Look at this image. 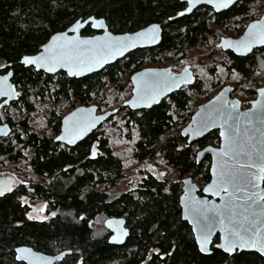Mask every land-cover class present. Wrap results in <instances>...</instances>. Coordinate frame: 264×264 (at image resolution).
I'll return each instance as SVG.
<instances>
[{
	"label": "trees",
	"instance_id": "16d2710c",
	"mask_svg": "<svg viewBox=\"0 0 264 264\" xmlns=\"http://www.w3.org/2000/svg\"><path fill=\"white\" fill-rule=\"evenodd\" d=\"M184 9L180 0H0V61L8 65L0 75L13 69L19 91V100L0 112V122L3 117L13 129L9 137L0 140V169L17 170L31 151L32 176L42 180H31L0 196V264H24L16 260L15 253L22 246L47 255L72 252L58 264H264L257 253L229 256L214 245L211 255L201 254L192 229L181 217L180 179L188 176L209 182V163L198 164L197 152L220 143L216 131L191 145L181 134L198 105L195 98L207 95L203 79L199 77L192 87L150 110L123 107V94L131 87L135 72L167 62L180 67L188 49L220 40L221 29L241 32L256 17L249 19L250 12L264 11V0H239L221 14L202 7L176 19ZM90 17L105 19L114 34L161 24L162 42L156 48L134 51L83 79L69 78L64 72L47 75L21 64L24 56L38 54L54 34ZM96 33L90 26L82 31L84 36ZM223 55L227 56L224 60L217 57L213 61L227 74L242 77L236 92L256 96L264 84V48L244 58L231 52ZM216 71L211 68L212 74ZM110 85L116 94L112 104H120L123 113L126 137L134 151L132 159L144 167L160 158L175 170L174 180L162 183L147 177L144 190L112 197L107 188L126 178V164L114 153L103 126L77 147L69 148L56 143L49 132H37L30 123L39 111L51 133L57 134L67 107L98 105L102 112L109 105L105 93ZM14 113L22 115L17 122ZM94 142L101 151L95 158ZM25 196L32 202H44L49 218L29 220L31 208L21 201ZM112 217L127 221L130 236L122 246L110 243L111 233L104 227V221Z\"/></svg>",
	"mask_w": 264,
	"mask_h": 264
},
{
	"label": "snow or ice",
	"instance_id": "6c2138e0",
	"mask_svg": "<svg viewBox=\"0 0 264 264\" xmlns=\"http://www.w3.org/2000/svg\"><path fill=\"white\" fill-rule=\"evenodd\" d=\"M208 3H213L219 9L229 8L234 5L237 0H207ZM199 0H186L188 5L186 11L191 12L192 8L196 7ZM185 13L180 12L178 15L183 16ZM170 19H172L170 17ZM90 25L93 28L106 27L103 20L96 18H89L84 21H76L74 26L70 29L72 32H78L85 25ZM159 25H152L143 32H138L134 36L111 37L110 34L105 37H95L92 40H83L79 37L68 38L66 33L53 36L51 43L44 46L42 52L36 56H24L21 63L23 65H32L36 69L43 68L46 72L54 73L57 68H66L69 76H78L83 72H91L98 67H103L108 62L111 55L115 53L123 54V52L144 38L150 42H156L159 38ZM264 43V22L253 23L249 26L246 35L238 40H225L222 44L217 45L221 48H233V50L241 52V54L251 51L254 43ZM0 67L7 68L8 65H0ZM11 75V73H9ZM141 79L133 76L131 79L136 84L135 98L129 101L131 107H137V104L143 102L145 106L151 107L153 104L160 103V97L174 87H180L183 83L192 81L191 73L188 69H184V74L181 77H174L170 71L164 73H142ZM147 77V78H144ZM5 80L7 77L4 78ZM261 96L264 97V90H261ZM2 96H19L18 92H9L0 90ZM223 93L217 97V101L221 102L220 106L215 109V113L203 117L200 121V126L196 131L202 132L209 126L215 125L218 121L221 122V127L227 128V135L225 136L226 147L221 151L222 157L234 159L244 156L250 163L239 164L235 167H230L228 161L225 160L212 169L213 175L217 179L211 186L205 189L206 192H213L214 195H219L221 191L227 193V198L222 197L226 202L222 206L210 204L208 201H194L190 206L189 212L196 219L197 222V236L196 241L202 253H209V245L211 237L217 227L224 232L223 243L216 245L217 248L222 249L225 253L233 254L238 250H255L261 255H264V233H261L257 225L258 217L264 214V194L251 191L258 187L257 181L264 179V148H260L258 144H249L248 141L255 139L249 137L247 141L241 144L237 140V133L239 126L235 123L232 112L222 102ZM233 109L235 104L231 106ZM264 109V105H262ZM85 111V110H78ZM88 113L95 112V108L86 110ZM251 117L253 114H244ZM76 114L65 118V124L73 121ZM104 117L92 116L86 122L73 123L71 127L65 129V135H59L57 140H68V143H74L76 138L82 132L94 127L97 123L103 120ZM233 123L229 124L228 121ZM251 122V121H249ZM3 131V130H0ZM3 134L7 135V132ZM187 134V133H185ZM247 149V150H245ZM93 157L96 155L95 145L93 146ZM255 157V159H253ZM259 168V172H248L245 169ZM231 187L232 191H229ZM6 191H12L10 186L0 188V196H4ZM166 191V189H165ZM237 192L243 194L245 200L244 212H236L232 197ZM239 199V197H237ZM23 203H27V198L21 197ZM257 209L259 211H257ZM250 214L252 219L249 220ZM55 215V213H53ZM240 219H237V217ZM29 220L35 219L32 215H28ZM83 219V218H82ZM127 233L122 232L120 236L112 238V242H123L121 237ZM19 253L16 259L20 261H28L29 264H35L33 254L28 248L16 249ZM157 255L159 253L157 252Z\"/></svg>",
	"mask_w": 264,
	"mask_h": 264
},
{
	"label": "water",
	"instance_id": "95a60500",
	"mask_svg": "<svg viewBox=\"0 0 264 264\" xmlns=\"http://www.w3.org/2000/svg\"><path fill=\"white\" fill-rule=\"evenodd\" d=\"M180 1L183 4H186V0H180ZM238 1L239 0H237V2ZM234 5H231L229 8H226V9H219L218 10L214 6L213 3H208L207 0H199V3H197L196 7L192 8L191 12L186 11V9L188 7V5H187V7L182 11L185 14L183 16L178 15L176 17V19L192 15L201 6H208V7H211L212 9H214V11L216 13H222V12H225V11L229 10L230 8H232ZM90 18H96V17H90ZM88 19H86V20H88ZM96 19H98V18H96ZM98 20H103L106 27H104V28H93L90 25L86 24L78 32H72V31H70V29L74 26V24H75L74 23L66 31L58 32V33L54 34L53 36L60 35L61 33H66L68 38L79 37L80 39H83V40H92L95 37H105L106 35L110 34L111 37L115 38V37H124V36H134L138 32H143V31L147 30L152 25H159V27H160L159 38H158V41H156V42H150L147 38H144L141 41H138L135 44V46L127 48L123 52V54H120L117 52V53L111 55L108 59V62L106 64H104L103 67H98V68H96V70L91 71V72H87V71L83 72V74L78 75V76H69L66 68H57L56 72L50 73V72H46L43 68L36 69L35 66H32V65H24V66L27 68H34V70H36L37 72H44L47 75H57L60 72H64L67 74V76L69 78L83 79L85 77H88V76H91L93 74L101 72L102 70H104L108 66L114 65L116 62L124 59L127 55H129L130 53H132L134 51L156 48L162 42L163 28H162L161 24H158V23L151 24V25L147 26L146 28H143V29H141L137 32H134V33L114 34L110 31L105 19L100 18ZM79 21H84V20L80 19ZM257 22H264V15L262 16V18L260 20H257V21L250 23L248 25V27L246 28V30L244 31L243 35L240 36L239 38H223L219 44H222L223 41H225V40H238V39L243 38L246 35V33L248 32L249 26L251 24L257 23ZM89 26L92 28L93 31L97 32V34H95L93 36H84L82 34V31ZM52 37L49 39V41L45 45L51 43ZM45 45L42 46L40 52L43 51ZM263 47H264V43H259V42L254 43L251 51L244 53V54H241V52L233 50V48H231V47H229V48L218 47V48L222 49L224 52H231L237 57H247V56L251 55L255 50L261 49ZM38 54H35L33 56H36ZM185 69H188L189 73H191L192 81H190L188 83H183V84H181L180 87H174L171 90H169L166 93V95H163L160 97V103L164 99L171 96L173 93L180 91L185 85L192 86L195 84L196 77L194 76V73L192 72L191 67L187 66ZM165 71H170L171 75L174 77H181L184 74V70L180 74L175 75L172 73L171 68H147V69H144V70L134 74L133 76H137L138 79H141L140 74H142V73H149V74L150 73H164ZM9 73H11V75H9ZM5 77H7L6 80L4 79ZM144 78H147V77H144ZM13 80H14L13 69L8 71V73H6V74L0 75V90L19 93L18 88L14 84ZM131 81H132V79H131ZM132 84H133L134 89H135L137 85L134 84L133 81H132ZM134 89H133L132 98L123 104V106L125 108H128L132 111H140V110L152 109L155 106H158L160 104V103L153 104L151 107H147V106H145V104L143 102H140L137 104V107H135V108L131 107L129 104V101H131L135 98ZM261 90H264V86L257 90V97L254 101H252L250 103L251 107L249 109L244 110V109H242L241 101L239 99H232V97H231L232 93L234 92V88L231 86H227V87L223 88L214 98H212L209 102L201 105L198 108L197 112L192 116L189 124L182 130V133H181L182 137L187 139L188 143L190 145L193 144L194 142L202 140L204 137H206L207 135H209L210 133H212L214 131L219 133V138H220V146L219 147L209 146V147L205 148L204 150L200 151L197 155V163L198 164H200L206 157H211V161H212L211 167H210L211 180L205 186V188L203 190L204 197L199 196L200 188L193 182L192 178H186L183 181V183H184L183 195L180 198V206L182 209V219L184 222L188 223V225L191 227L195 242L198 246V249H199V245L196 241V236L198 234L197 233V222H196V219L189 212L190 206L194 203V201H208L210 204H213L216 206H222L226 202L224 199H222V197L227 198V196H228L227 193H224L223 191H221L219 193V195H214L213 192H211V191H209V192L205 191V189L208 188L209 186H211L213 184V182L217 179V177L215 175H213L212 169L214 167H216L218 164H221L222 162H224L225 160L228 161V164L230 167L238 166V163L239 164H247V163H250V161H248L244 156H240V157H237L234 159H229L228 157H222L220 155L221 151L224 150L226 147L225 136H222L221 132H225L227 135V128L221 127V122L218 121L215 125L209 126L208 128L204 129L202 132H198V131H196V129L199 128L200 121L203 117H206L209 114L214 115L215 109L218 108L220 106V103H221V102L217 101V97H220L221 93H223L222 102H226L227 107L232 112V115L235 119V123L238 124V126H239V132L237 133V140L241 144H243L245 141L248 140L249 137H255V139L248 141V143L249 144H258L260 148H264V109H262V105H264V97H262L260 94ZM18 100H19V96H15V95L2 96V95H0V112L2 110H4L5 108L11 106L12 103L17 102ZM233 104L236 105V107L234 109L231 107ZM90 108H95V112L88 113L86 110L90 109ZM78 110H85V111H78ZM74 113L76 114L74 120L70 121L69 124L66 125L65 124V118L71 117ZM119 113H120L119 109H115L113 111H108V112H104V113L100 112L99 107L96 105L78 107V108L74 109L73 111H71L69 114H67L63 118L62 129H61V133L59 135H65L66 134L65 129L68 127H71L73 123L81 122V121L86 122L92 116H101V117H104V119L101 120L99 123H97L91 129L87 130L86 132H82L79 135V138L75 139L74 143H68L67 139L57 140L55 138L54 141L56 143L65 144L71 148H74V147L78 146L79 144H81L82 142H84L86 139H88L96 130H98L100 127H102L110 119L117 116ZM248 113H251L253 115L251 117L244 115V114H248ZM249 121H251V122H249ZM228 123L232 124L233 121L230 120V121H228ZM0 130H3V131H0V140L3 138L9 137L13 131L12 127L9 124L1 123V122H0ZM4 132H7V135L3 134ZM185 133H187V134H185ZM245 150H247V149H245ZM253 159H255V157H253ZM245 171L259 172V168L256 167V168H251V169H245ZM261 175H264V173H261ZM257 185H258L257 188L249 189L248 191L249 192L255 191V192H259L261 194H264V179L258 180ZM5 186H9V184L7 182L5 183L4 181H0V188H4ZM229 191L230 192L232 191L231 187L229 188ZM237 197H239V199ZM232 200H233V204L235 206L236 212H238V213L244 212L243 205L245 204V200L243 198V194L240 192H237L236 195L232 197ZM262 203H264V202H262ZM257 211H259V210L257 209ZM247 215L249 216V220H251L252 219L251 215L250 214H247ZM237 219H240V217L238 216ZM105 226L112 233V236L109 240L112 245L122 246L126 243L130 233H129V230L126 228L125 221L123 219H117V218L108 219L105 222ZM256 226H258L261 233H264V214H261L258 217ZM122 232L127 233L126 235H123L121 237L123 242L122 243L121 242H112V238L116 237V236H120V234ZM224 235H225V233L220 231V228L217 227L216 230L213 232L212 237H211V243L209 245V253H207V254L202 253L199 249L200 253L205 255V256L211 255L212 254L211 247L213 245L214 239L217 236H219V243L218 244H221V243H223ZM218 244H216V245H218ZM19 248L30 249L32 254H33V260H34L35 264H58V263H61L67 256L72 254L71 251H65V252H62V253L57 254V255H47V254H44L41 252H37L33 248H30V247L22 246ZM19 248H17V249H19ZM216 249L225 253L220 248L216 247ZM237 252H239V253H242V252L257 253L261 257L264 258V255H261L259 252L255 251V250H249V249L238 250V251L234 252L233 254H228V253H225V254H227L229 256H234ZM15 253H16V257H17V255H19V253L17 251H15ZM16 260L18 262H21L24 264H29L28 261H20L18 259H16Z\"/></svg>",
	"mask_w": 264,
	"mask_h": 264
},
{
	"label": "rangeland",
	"instance_id": "374dc122",
	"mask_svg": "<svg viewBox=\"0 0 264 264\" xmlns=\"http://www.w3.org/2000/svg\"><path fill=\"white\" fill-rule=\"evenodd\" d=\"M223 32L222 37L226 38H238L241 32L237 29L232 28L230 29H221ZM220 43V40L211 41L210 44L207 46H197L195 48L188 49L187 54L185 55L184 62L185 65L189 64L195 75L201 77L205 82L207 88V95L206 97H197L198 105L206 103L211 98L215 97L219 91L224 88L225 86H236V84H240L242 82V77L237 74L229 75L226 73V70L218 66L213 60L217 57H220L224 60L226 57L223 55V51L217 48V45ZM223 52V53H221ZM184 64V63H183ZM216 64V65H215ZM0 65H5L3 61H0ZM174 67L172 62H167L163 64V67H171L173 66L174 72L179 73L183 67ZM4 67H0L2 70ZM211 68H217L216 76L211 73ZM264 86L260 85L259 89ZM106 102L107 107H103V113L108 111H113L119 108L120 104H112V98L116 96L114 93V86L110 85L106 89ZM131 97V87L128 88L122 97V103L128 101ZM242 104L243 107H246V104H250L254 101L257 97L256 96H249L246 97L241 93L235 95ZM121 103V104H122ZM98 106V105H96ZM72 111L71 108H65L63 114H68ZM14 113V122H17L20 117L19 114ZM123 113L118 114L117 116L113 117V121H108L104 126L103 130L105 134L108 136L110 145L114 151L118 155V157L122 158L125 161V168H126V178L118 183L115 187H108L107 190L110 192L112 197L120 196L123 193L129 192L133 187L136 186L138 181V176L143 175L144 172H147V168L151 167L152 173L155 176H158L166 181L174 180L176 176L175 170L170 167H167L165 162H163L160 158L155 159L148 165L142 167L136 161L132 159V155H134V151L130 142L126 137V129L124 128V121L122 120ZM1 123H5V120L2 117ZM31 125L35 128L37 132H49L52 137H56V134L51 133L50 127L47 125V122L44 120L42 114L37 111L35 112L30 120ZM218 145V144H217ZM215 146V145H213ZM31 151L25 154V158L20 164L18 165L17 170H14L10 167L0 169V176L9 175L10 177L13 176L14 178V186L19 183H29L31 180L36 182H41L42 180L33 177L30 169V160H31ZM199 186H202V182L200 180L196 181ZM35 217L33 220L44 221L49 218L47 214V206L44 202L41 201H34L33 202V209L32 212L29 214ZM157 252V251H154ZM146 264V263H144Z\"/></svg>",
	"mask_w": 264,
	"mask_h": 264
},
{
	"label": "flooded vegetation",
	"instance_id": "af4514ba",
	"mask_svg": "<svg viewBox=\"0 0 264 264\" xmlns=\"http://www.w3.org/2000/svg\"><path fill=\"white\" fill-rule=\"evenodd\" d=\"M239 2V1H238ZM237 2V3H238ZM236 3V4H237ZM235 4V5H236ZM234 5V6H235ZM233 6V7H234ZM187 7V5L185 4V8ZM202 7H208V6H201V7H199L198 9H200V8H202ZM232 7V8H233ZM208 8H211V7H208ZM232 8H230V9H232ZM197 9V10H198ZM212 9V8H211ZM229 9V10H230ZM196 10V11H197ZM213 11H214V9H212ZM229 10H227V11H229ZM195 11V12H196ZM227 11H225V12H227ZM225 12H222V13H225ZM214 13H216L215 11H214ZM216 14H221V13H216ZM264 15V11H259V12H257V13H254V12H250L248 15H247V17L250 19L251 17H253V16H256L255 18H253V19H251V20H249L248 22H247V24H246V26H245V28L241 31V33H240V35L238 36V38L240 37V36H242L243 35V33H244V31L246 30V28L248 27V25L250 24V23H252V22H254V21H257V20H260L261 18H262V16ZM97 34V33H96ZM223 38H226V37H221L220 38V41L223 39ZM218 48V47H217ZM264 48V47H263ZM222 50V49H221ZM223 51V50H222ZM224 52V51H223ZM224 53H228V52H224ZM225 57H227L226 55H224ZM244 58V57H243ZM186 58H185V56H183L182 57V59H181V62H180V65L181 66H183V65H185V63L186 62H184V61H186L185 60ZM184 63V64H183ZM174 66V65H173ZM173 66H171V67H163V66H148V67H145V68H143V69H141V70H139V71H137V72H135L134 74H136V73H138V72H140V71H142V70H144V69H147V68H171L172 69V73L173 74H175V75H178V74H180L187 66H190L189 64H186L184 67H183V69L179 72V73H175L174 72V69H173ZM175 67V66H174ZM176 67H178V65L176 66ZM175 67V68H176ZM191 67V66H190ZM191 70H192V72L194 73V71H193V69H192V67H191ZM227 73V72H226ZM133 74V75H134ZM235 74V73H234ZM132 75V76H133ZM132 76H131V78H132ZM194 76L196 77V81H197V79L199 78L197 75H195V73H194ZM216 76V75H215ZM196 83V82H195ZM193 86V85H192ZM192 86H188V85H185L182 89H184V88H190V87H192ZM229 86V85H228ZM236 86H237V84H236ZM236 86H231V87H233L234 88V92L232 93V99H238V98H236L235 97V95H237V94H239V93H237L236 92ZM225 87H227V86H225ZM224 87V88H225ZM133 89H134V86H133V84H132V81H131V97H130V99L132 98V96H133ZM181 89V90H182ZM223 89V88H222ZM221 89V90H222ZM220 90V91H221ZM219 91V92H220ZM179 92V91H178ZM174 94V93H173ZM172 94V95H173ZM170 97V96H169ZM168 97V98H169ZM168 98H166V99H168ZM214 98V97H213ZM212 99V98H211ZM210 99V100H211ZM165 100V99H164ZM210 100H208L207 102H209ZM126 102V101H125ZM124 102V103H125ZM206 102V103H207ZM123 103V104H124ZM205 104V103H204ZM241 104H242V102H241ZM201 105H203V104H201ZM201 105H196V107H195V111L193 112V114H192V116L197 112V110H198V108L201 106ZM246 106V105H245ZM124 107V106H123ZM251 107V105L248 103V107L246 106V107H243V104H242V109H249ZM125 108V107H124ZM119 109V108H118ZM128 109V108H127ZM120 110V109H119ZM130 110V109H129ZM148 110H150V109H148ZM73 111V110H72ZM69 114V113H68ZM120 114V113H119ZM67 114H65V115H63V117H62V119H61V126H60V132L59 133H57L56 134V137L61 133V129H62V121H63V118L66 116ZM192 116H191V118H192ZM111 120V119H110ZM109 120V121H110ZM106 124V123H105ZM104 124V125H105ZM189 124V123H188ZM103 125V126H104ZM186 127V126H185ZM184 127V128H185ZM101 128V127H100ZM183 128V129H184ZM182 129V130H183ZM182 130H181V133H182ZM219 134V133H218ZM56 137H54V139L56 138ZM188 141V140H187ZM195 143V142H194ZM61 144V143H60ZM99 143L98 142H94V144H93V146L95 145V151H96V155H98V154H100L101 153V151L99 150V145H98ZM189 144V143H188ZM64 146H67V147H69L68 145H65V144H63ZM209 146H213V145H208V146H206V147H204V148H202V149H200L198 152H197V155H198V153L200 152V151H202V150H204L205 148H207V147H209ZM220 146V143L218 144V145H215V146H213V147H219ZM77 147V146H76ZM69 148H71V147H69ZM75 148V147H74ZM92 153H93V147H92ZM93 156V155H92ZM95 158V157H94ZM196 160H197V157H196ZM202 162H207V163H209V171H210V167H211V157H206ZM201 162V163H202ZM147 177H152V178H154V179H156L157 181H159V182H165V179H162V178H160V177H158V176H155L154 175V173H152V171H151V167H148L147 168V172L145 173L144 172V174L143 175H140V176H138V181H137V183H136V186L135 187H133L129 192H131V191H134V190H141V189H145V187H144V185H145V183H146V179H147ZM186 178H191V177H183L182 179H180V183H181V189H182V193H181V195H180V198H181V196L183 195V189H184V183H183V181L186 179ZM193 179V178H192ZM14 178H13V176L12 177H10L9 175H3V176H0V181H4L5 183L7 182L8 184H9V186L12 188V189H14L15 187H17V186H22V185H28V183H26V184H23V183H19V184H16V186H14ZM211 180V179H210ZM193 182L200 188V191H199V196L200 197H204V194H203V190H204V188H205V186L210 182H206V183H201L202 184V186H199L197 183H196V181L193 179ZM7 192V191H6ZM5 192V193H6ZM25 198H27V203H26V205H29L30 206V208H31V211H30V213L32 212V209H33V202H32V200H31V197H29V196H25ZM180 198H179V205H180ZM180 208H181V206H180ZM29 213V214H30ZM181 217H182V209H181ZM112 218H117V219H123L124 221H125V226H126V228L129 230V228H128V225H127V221H126V219L125 218H122V217H112ZM109 219H111V218H109ZM108 220V219H107ZM107 220H105L104 221V227L106 228V226H105V222L107 221ZM183 220V219H182ZM188 224V223H187ZM191 228V227H190ZM107 229V228H106ZM109 231V230H108ZM110 232V231H109ZM111 233V232H110ZM129 233H130V230H129ZM111 236H112V233H111ZM111 236H110V238H111ZM129 236H130V234H129ZM129 238V237H128ZM217 240V242H215ZM127 242V241H126ZM219 243V236H217L215 239H214V242H213V245L214 246H216V244H218ZM212 245V246H213ZM212 248V247H211Z\"/></svg>",
	"mask_w": 264,
	"mask_h": 264
}]
</instances>
